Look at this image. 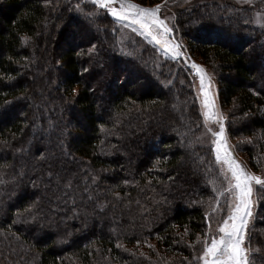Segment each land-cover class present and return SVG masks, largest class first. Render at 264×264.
Instances as JSON below:
<instances>
[{
    "label": "trees",
    "instance_id": "obj_1",
    "mask_svg": "<svg viewBox=\"0 0 264 264\" xmlns=\"http://www.w3.org/2000/svg\"><path fill=\"white\" fill-rule=\"evenodd\" d=\"M262 5L200 1L171 28L217 70L228 137L253 139L234 154L264 177ZM195 79L86 0H0V264H203L229 194ZM253 200L245 248L264 264L259 186Z\"/></svg>",
    "mask_w": 264,
    "mask_h": 264
},
{
    "label": "snow or ice",
    "instance_id": "obj_2",
    "mask_svg": "<svg viewBox=\"0 0 264 264\" xmlns=\"http://www.w3.org/2000/svg\"><path fill=\"white\" fill-rule=\"evenodd\" d=\"M92 2L99 8L106 10L115 20L124 25L133 26V31H136V26H138L143 33H146L162 48L165 54L170 52L172 59H178L182 56L180 51L182 45L173 44L171 48L168 47L170 41L165 37L171 36L173 29L167 25L165 20L159 18L160 5L154 8H144L129 3L128 0H92ZM117 4L119 7L116 6ZM94 47L93 45V49ZM191 67L198 69L201 84L206 89L209 85L204 83V69L194 63ZM203 107L205 111L202 115L205 121L219 125L218 130L213 132L209 128L208 131L212 132L216 138L214 141L216 161L226 166V171L222 172V175L227 182L225 192L229 194V198L226 215L218 222L216 232H212V224L209 221V231L206 234L208 239L200 241L198 238V243H202V255L198 259L202 260L203 264H249L248 252L244 247L246 231L255 203L253 200L254 186H259L261 190H264V177L247 172L234 159L226 145L223 117L216 110L215 104L209 98L206 90L204 91ZM229 173L230 175H228ZM48 176L49 180L45 187L50 186L55 181L59 188L61 187L60 181L65 179L59 174L54 176L51 172L48 173ZM33 186H35V181H33ZM63 187L71 189V180H68ZM224 194L221 192V195ZM63 195L67 196L69 192L64 191Z\"/></svg>",
    "mask_w": 264,
    "mask_h": 264
},
{
    "label": "rangeland",
    "instance_id": "obj_3",
    "mask_svg": "<svg viewBox=\"0 0 264 264\" xmlns=\"http://www.w3.org/2000/svg\"><path fill=\"white\" fill-rule=\"evenodd\" d=\"M139 1H141V0H139ZM200 1L202 2V1H208V0H191V1H189V0H183V1L182 0H177V1H173V2L171 0H163L162 2H160L158 4H155V5H147L146 4L147 6L141 5V3H143V1L138 2L137 0H128L129 3H133V4L139 5V6L144 7V8H154L155 6L160 5L161 7L164 8V11H163V14L161 13L162 15H160V11H159L158 16H159L160 19L165 20V22L167 23V25L169 27H171V23H172V20H173V14H175V11L178 10V8L191 7L194 4L199 3ZM223 1H228V2H231V3L236 4L238 6H250V7L252 6V7H255V5H256L257 8H259L258 7L259 5H262V4L259 3V1H261V0H223ZM170 4H171L172 7L170 6ZM116 6L119 7L118 4ZM262 6H264V5H262ZM170 8H172V9H170ZM259 9H261V8H259ZM261 18H262L261 15L257 11L254 14V20L257 21V22L258 21L260 22L261 21ZM112 19H114V18H112ZM115 21L117 23H119V24H122L123 26H125L128 29H130L131 31H133V26L124 25L122 22H119L117 20H115ZM94 27L97 29V26H94ZM136 27H137V30L136 31H133L134 33H136L140 37L144 38L149 44L155 46L160 51V53L162 54V56L164 58L172 59L170 52L167 53V54H165V52L162 50V48L159 45H157L154 40H152L149 36H147L146 33H143L139 29L138 26H136ZM165 39H168L170 41V44L168 45L169 48H171V46L173 44H180L178 42V40L176 39V37L174 36V33L173 32H172L171 36L165 37ZM180 51L182 53V56L180 58H178V59H172V60H182L184 62V64H185V66L190 70L191 74H193L196 77V79H195V84H196V87H197L196 90H197V93H198V100H199V103L201 105L202 111L203 112L205 111V109L203 107V100H204V91L203 90L205 89V87L202 86V84H201L200 74H199V76L195 74V71H198V69L191 67V65L193 63L196 64L197 66H199L200 68H203L204 69V78H205L204 79V83H205V85H209L206 88V91L208 92L209 98L214 102L215 107H216V110L223 117V123H224V127H225V140H226V145L228 146V150L231 152V154L233 155L234 159L239 164H241L245 168V170L247 172H250V173L255 174L257 176H261L259 173L255 172L253 170H250L247 167V165L243 162V160L240 157H237L234 154V150H233L234 149V143L237 142L240 145H242L241 143H244L245 141H248V142H251L252 143L253 139L250 140V137L249 136L244 137L245 135H242V134H239L237 138L231 137V136H230V138L228 137V135L226 133V129H227V126H226L227 118H226V116H227V114H229L231 116V119H236V117L238 118V116L235 113L236 112L235 109L228 111L226 115L224 114V112H223V110H222V108H221V106H220V104L218 102V87H217L216 83L213 81V79L209 76L208 71H207L208 68L211 71H212V69L210 68V66H208V64H206L202 59H199L198 57H196V59L197 60H200L202 63H204V65L203 64L202 65L201 64H198L195 60H193V61L188 60L186 58V56L184 55V52L182 51V49H180ZM213 71H215L216 73H218L217 70H213ZM216 77H218V76H216ZM173 88H174V85H173ZM178 105H180V107L181 106H186L184 103L178 104ZM204 120H205V118H204ZM207 124L210 126V128L212 129L213 132L216 131V130H218V127H219L218 124H213L211 122H207ZM210 133L212 134V132H210ZM178 139H180V138H178ZM215 139L216 138L213 136V142L215 141ZM245 149H246L245 150L246 152H248V153L250 152V148H245ZM214 154H215V145H214ZM215 157H216V155H215ZM244 157L246 158V156H244ZM249 223H250V220L248 222L247 230L249 228ZM257 231H259V229ZM257 231H256V233H257ZM262 231H264L263 228H261V230L259 231L260 235L263 233ZM246 233H247V231H246ZM245 240H246V238H245ZM244 247H245V243H244ZM5 256H6L5 259H11L12 253L10 251L9 252L8 251L7 252L5 251Z\"/></svg>",
    "mask_w": 264,
    "mask_h": 264
},
{
    "label": "water",
    "instance_id": "obj_4",
    "mask_svg": "<svg viewBox=\"0 0 264 264\" xmlns=\"http://www.w3.org/2000/svg\"><path fill=\"white\" fill-rule=\"evenodd\" d=\"M87 4L91 5V6H97L95 4H93L92 0H86ZM195 74L199 76L198 71H195Z\"/></svg>",
    "mask_w": 264,
    "mask_h": 264
},
{
    "label": "bare ground",
    "instance_id": "obj_5",
    "mask_svg": "<svg viewBox=\"0 0 264 264\" xmlns=\"http://www.w3.org/2000/svg\"><path fill=\"white\" fill-rule=\"evenodd\" d=\"M206 89H204L203 91H205Z\"/></svg>",
    "mask_w": 264,
    "mask_h": 264
}]
</instances>
